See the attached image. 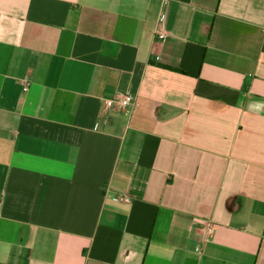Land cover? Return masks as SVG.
Returning a JSON list of instances; mask_svg holds the SVG:
<instances>
[{
  "label": "crops",
  "instance_id": "crops-1",
  "mask_svg": "<svg viewBox=\"0 0 264 264\" xmlns=\"http://www.w3.org/2000/svg\"><path fill=\"white\" fill-rule=\"evenodd\" d=\"M0 264H264V0H0Z\"/></svg>",
  "mask_w": 264,
  "mask_h": 264
},
{
  "label": "built area",
  "instance_id": "built-area-1",
  "mask_svg": "<svg viewBox=\"0 0 264 264\" xmlns=\"http://www.w3.org/2000/svg\"><path fill=\"white\" fill-rule=\"evenodd\" d=\"M165 21V15H162L159 19V24H160V27L162 28V25ZM162 30H158V32H156V37L161 40V41H164L165 38H166V34L164 32H161ZM28 83L24 85V90H28ZM134 102V98L131 96V95H125L123 96L120 101H119V104L120 106L122 107H127V106H130L132 105ZM114 102L113 101H106L105 104L110 106L112 105ZM132 198L131 196L129 195H122V196H119L118 198H116L117 201H125V202H128L130 201ZM215 228H216V223L212 222V221H204L203 222V231H204V235L206 236V238H210V236L213 235L214 231H215ZM200 250V248L198 249Z\"/></svg>",
  "mask_w": 264,
  "mask_h": 264
}]
</instances>
